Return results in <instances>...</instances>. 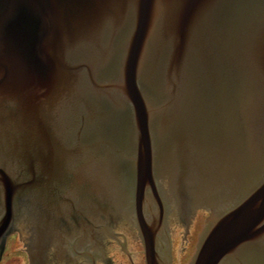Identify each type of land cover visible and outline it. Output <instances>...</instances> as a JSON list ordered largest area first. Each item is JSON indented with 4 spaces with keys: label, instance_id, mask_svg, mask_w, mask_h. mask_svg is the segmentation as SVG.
Instances as JSON below:
<instances>
[{
    "label": "water",
    "instance_id": "water-1",
    "mask_svg": "<svg viewBox=\"0 0 264 264\" xmlns=\"http://www.w3.org/2000/svg\"><path fill=\"white\" fill-rule=\"evenodd\" d=\"M27 207L146 264L203 209L190 264H264V0H0V244Z\"/></svg>",
    "mask_w": 264,
    "mask_h": 264
},
{
    "label": "flooded vegetation",
    "instance_id": "flooded-vegetation-1",
    "mask_svg": "<svg viewBox=\"0 0 264 264\" xmlns=\"http://www.w3.org/2000/svg\"><path fill=\"white\" fill-rule=\"evenodd\" d=\"M65 199L58 200L62 203ZM88 208H85L87 212ZM28 209L23 220L17 222L4 243L0 244V264H146L141 239L130 213L114 233L105 220V210L101 209L98 217H102L97 223L99 231L96 238H91L88 226H81V229L70 227L63 231L59 226L53 233L44 223L40 226L42 234H38L28 220ZM60 209L65 211L68 207L63 205ZM69 211L73 209L69 208ZM202 212L206 213L198 210L191 220L180 216L181 223L176 220L171 226L173 246L179 250L173 251L172 264H189L190 251L195 247L192 237L194 234L199 236L205 224L206 216L203 217Z\"/></svg>",
    "mask_w": 264,
    "mask_h": 264
},
{
    "label": "rangeland",
    "instance_id": "rangeland-1",
    "mask_svg": "<svg viewBox=\"0 0 264 264\" xmlns=\"http://www.w3.org/2000/svg\"><path fill=\"white\" fill-rule=\"evenodd\" d=\"M181 222H179V224H180ZM196 232V231H195ZM177 251H179L178 249H177V247H175V253L177 252Z\"/></svg>",
    "mask_w": 264,
    "mask_h": 264
}]
</instances>
